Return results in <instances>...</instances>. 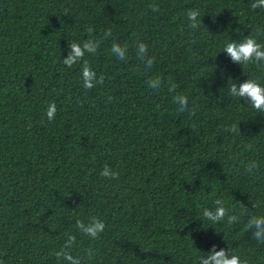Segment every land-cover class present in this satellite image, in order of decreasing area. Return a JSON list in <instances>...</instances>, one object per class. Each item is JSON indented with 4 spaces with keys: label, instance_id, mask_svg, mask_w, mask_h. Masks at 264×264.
I'll return each mask as SVG.
<instances>
[{
    "label": "trees",
    "instance_id": "trees-1",
    "mask_svg": "<svg viewBox=\"0 0 264 264\" xmlns=\"http://www.w3.org/2000/svg\"><path fill=\"white\" fill-rule=\"evenodd\" d=\"M253 2L0 0L2 264H71L57 255L69 233L80 264H203L221 250L264 264L254 235L264 220V112L230 94L248 80L264 86V61L223 51L249 36L264 46V8ZM90 39L94 54L63 64L71 43ZM85 64L102 84L84 88ZM156 77L161 87L149 89ZM105 165L119 178L101 177ZM219 207V222L203 216ZM93 217L106 225L96 239L75 227Z\"/></svg>",
    "mask_w": 264,
    "mask_h": 264
},
{
    "label": "clouds",
    "instance_id": "clouds-1",
    "mask_svg": "<svg viewBox=\"0 0 264 264\" xmlns=\"http://www.w3.org/2000/svg\"><path fill=\"white\" fill-rule=\"evenodd\" d=\"M253 9L256 8H264V0H255L251 4ZM153 11L158 10L157 5L152 6ZM67 15V12L65 13ZM199 12L197 10H189L187 13V18L189 21V26L191 28H197L199 26ZM87 31L89 33L92 32L91 28H88ZM108 31L104 34V38L110 34ZM99 44L93 43V41L86 40L81 46L78 43H71L72 53L69 55L67 59H63V64L72 67L73 65L80 62L85 53H95L98 49ZM112 53L117 54L119 59L123 60L126 58L127 49L122 48L119 44H113L111 47ZM140 53L147 52V45L141 43L139 45ZM225 52H227L233 61L240 62L241 64L250 63V62H258L264 61V46L257 43V41L251 36L247 37L243 42L237 44L235 42H230L224 48ZM138 58L142 59V57L138 56ZM154 63V58L149 57L147 62L145 63V70H150ZM82 80L83 86L85 89H92L96 86L97 83H103L104 77L100 76L98 79L96 77V73L92 71L86 64L82 68ZM147 87L149 89L158 90L161 87V80L159 77L156 78H148L145 81ZM175 91V85L169 87V92ZM230 94L233 97H242L247 98L251 104V107L258 112H264V86H261L255 80H248L247 82L240 85L239 90L237 91L235 84H232L230 87ZM111 101V97L109 98V102ZM173 103L177 105L178 110L180 112H184L188 107L187 97L184 95L176 94L173 96ZM56 113V105L55 103H50L46 110V115L49 120L54 119ZM231 130L237 132V125L230 126ZM251 147L250 145L248 146ZM100 176L107 179H118L119 173L114 172L107 165L104 166L103 170L100 172ZM217 204L221 203V201H217ZM203 216L208 220L213 221L214 223L219 222L225 216V209L223 207H219L216 209L215 214L211 211L205 209L203 211ZM235 216L229 217V223H233L236 221ZM258 231L254 234L257 241L264 243V238L261 237V232H264V220L255 221ZM76 229L79 233L88 236L89 238L96 239L98 236L104 232L105 223L95 217H93L89 222L85 223L81 220L76 221L75 225ZM76 235L73 233H69L67 235V239L65 241L67 247L62 249L57 253L58 256H62L65 260L70 261L71 264H80V260L72 255L73 245L76 243ZM88 255L91 256L92 252L89 250ZM2 264V262H0ZM203 264H242L240 257L237 255H227L224 250L219 252H215L214 255L210 256L208 260L203 261Z\"/></svg>",
    "mask_w": 264,
    "mask_h": 264
}]
</instances>
